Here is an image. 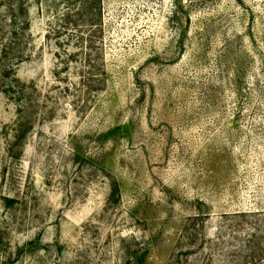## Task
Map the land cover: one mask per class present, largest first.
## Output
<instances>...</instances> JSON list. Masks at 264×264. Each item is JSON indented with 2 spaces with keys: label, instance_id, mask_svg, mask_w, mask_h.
Wrapping results in <instances>:
<instances>
[{
  "label": "rangeland",
  "instance_id": "1",
  "mask_svg": "<svg viewBox=\"0 0 264 264\" xmlns=\"http://www.w3.org/2000/svg\"><path fill=\"white\" fill-rule=\"evenodd\" d=\"M69 6L0 0V264H264V0H102L89 97Z\"/></svg>",
  "mask_w": 264,
  "mask_h": 264
},
{
  "label": "trees",
  "instance_id": "2",
  "mask_svg": "<svg viewBox=\"0 0 264 264\" xmlns=\"http://www.w3.org/2000/svg\"><path fill=\"white\" fill-rule=\"evenodd\" d=\"M29 0H3L5 5L4 13L9 23L3 25L8 28L7 47L9 57L15 60L20 57V39L24 34L26 26V5ZM69 3L70 6L59 13H56V22L50 26L51 33L59 40L62 34L69 31V38L72 45L77 48L69 55L74 57L80 55L83 59L78 73L80 84L84 87L86 96L92 95L93 91L103 89L107 71L103 67L102 48L98 45L99 37L104 34L102 17V0H54L57 2ZM41 4V2H40ZM49 30V31H50ZM48 31V32H49ZM49 33L46 35L48 36ZM69 50V49H67ZM101 55V56H100ZM242 216L254 213L260 216L261 227H255L256 232H264V211H243ZM255 234V232H253ZM261 252H264V244L258 242L256 245ZM259 253V254H260ZM254 252L249 256L254 257Z\"/></svg>",
  "mask_w": 264,
  "mask_h": 264
}]
</instances>
